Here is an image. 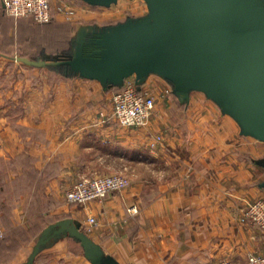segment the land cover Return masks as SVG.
I'll list each match as a JSON object with an SVG mask.
<instances>
[{
  "label": "crops",
  "instance_id": "0c3cea01",
  "mask_svg": "<svg viewBox=\"0 0 264 264\" xmlns=\"http://www.w3.org/2000/svg\"><path fill=\"white\" fill-rule=\"evenodd\" d=\"M0 4L5 10L3 0ZM80 35L72 33L69 48L45 49V55L29 60L73 53ZM56 80L63 89L45 92V107H0V224L10 229L0 241L6 245H0V261L93 264L83 241L70 232L41 245L31 261L44 230L62 219L74 221L119 264H216L224 258L243 264L264 245V231L241 220L247 202L264 197L258 182L264 168L232 116L194 93L188 106L173 94L164 106L158 100L147 127H122L110 118L112 107L71 106L79 96L103 98L107 90L101 82ZM158 80L165 79L155 75L148 82ZM74 85L80 91L75 93ZM155 135L161 139L151 151L148 141ZM117 169L130 179L127 189L80 208L67 206L73 183ZM151 169L152 178L146 173ZM90 217L98 224L88 230ZM15 229H25V239L12 241Z\"/></svg>",
  "mask_w": 264,
  "mask_h": 264
},
{
  "label": "water",
  "instance_id": "95a60500",
  "mask_svg": "<svg viewBox=\"0 0 264 264\" xmlns=\"http://www.w3.org/2000/svg\"><path fill=\"white\" fill-rule=\"evenodd\" d=\"M83 1L109 6L118 0ZM148 1L150 16L109 28L93 54H85L76 39L72 54L22 60L69 69L108 87H122L135 75L141 89L155 73L171 83L182 104L192 91H202L238 122L243 135L264 141V0ZM256 163L264 168V157ZM67 232L83 241L93 264H119L66 219L44 230L31 261L41 245Z\"/></svg>",
  "mask_w": 264,
  "mask_h": 264
},
{
  "label": "rangeland",
  "instance_id": "374dc122",
  "mask_svg": "<svg viewBox=\"0 0 264 264\" xmlns=\"http://www.w3.org/2000/svg\"><path fill=\"white\" fill-rule=\"evenodd\" d=\"M52 1L55 8L65 5L67 9L73 12L69 14L65 13L66 10H64L63 14L55 16L52 21L48 23H39L31 18L7 16L8 14L4 12L5 10L0 4V93H11L14 95L12 98L3 96V98L0 99V107H45V92L52 94L58 93L63 89V85H60L62 83H58L56 80L57 76H64L67 81H71L72 83L73 81H77V77L78 79L81 77L79 74H75L71 70L65 68H62L63 71L57 69L54 73L53 70L50 71L45 67L27 64L22 60L23 58H39L45 55L42 53L45 49L51 53H55L69 48V39L72 33L78 32L82 36L84 53L93 54L101 49L100 38L106 30L116 25L125 24L131 20L150 16L152 13V6L148 0H118L109 6H95L83 0ZM70 54H72V52ZM155 75L159 76L155 73L149 74L142 86L150 88V91L157 95L158 100H161L164 106L163 103L166 101L165 97H167L166 91L169 87H171L173 91V86L166 79L163 81L158 80V82H153V84L149 83L148 79ZM131 77L136 80L135 75ZM71 85H67L65 89L68 90ZM77 86L74 85L75 89L73 87L75 93L80 91ZM116 87L118 86H103V89L107 90L106 95L96 101L87 95L79 96L80 98L77 101L74 100V103L70 100V103H72L71 106L111 108L112 96ZM193 93L209 101L212 105L218 106V104L209 99L204 92L194 90L191 94ZM41 95H43V99H41ZM78 95H80V93ZM67 96L72 98L77 97L71 93H67ZM188 105L189 104H187V106ZM148 136L150 135L147 134V137ZM248 137L251 138L252 144L255 145L257 149V160L264 157V141L252 136ZM160 139V136H158L157 139H148L150 143L149 149L151 151L155 148L154 145L156 140ZM165 172L168 175L170 171L167 169ZM115 173L123 174L127 177V175L119 169L99 171L90 174L88 177ZM146 173H149L151 178L152 175H154L152 169ZM261 174L262 173H259L258 178L259 186L264 182V175L260 177ZM150 180L151 183L154 182L152 179ZM259 198L264 197L261 195L257 196L255 199L248 201L246 207ZM66 204L69 208H80L82 206L71 204L67 199ZM2 228L5 234L4 237L0 239L1 242L7 240L6 235L8 230L10 232V229L7 227L4 228L2 226ZM259 228L264 231L263 228ZM34 230L36 229H30V232L32 233ZM24 231L25 229H15L14 232H11L12 238L14 239L12 241L16 243L25 239L26 235ZM0 245L1 248H6V245L3 243ZM6 250L10 249L7 248ZM254 253L264 255V245L259 244L258 252ZM6 256L9 255L7 254ZM0 264H9V260L3 259L0 261Z\"/></svg>",
  "mask_w": 264,
  "mask_h": 264
},
{
  "label": "built area",
  "instance_id": "2783aa9c",
  "mask_svg": "<svg viewBox=\"0 0 264 264\" xmlns=\"http://www.w3.org/2000/svg\"><path fill=\"white\" fill-rule=\"evenodd\" d=\"M6 13L12 17H32L39 23H48L55 16L73 11L65 5L57 8L52 0H3ZM173 95L172 88L166 91V96ZM158 103V97L150 91V88L142 86L138 89L136 80L129 77L122 87L115 90L112 96L111 119L117 124L128 128H140L148 126L153 117ZM130 180L123 174H108L84 177L72 184L66 191V199L71 204L83 205L94 200H102L109 195L121 192L130 186ZM139 210L131 207L132 214ZM241 220L252 223L264 229V198L251 202L243 211ZM98 224L95 217H90L87 228L91 230ZM5 232L0 224V239ZM216 264H238L232 259L224 258ZM243 264H264V255L249 253Z\"/></svg>",
  "mask_w": 264,
  "mask_h": 264
},
{
  "label": "trees",
  "instance_id": "16d2710c",
  "mask_svg": "<svg viewBox=\"0 0 264 264\" xmlns=\"http://www.w3.org/2000/svg\"><path fill=\"white\" fill-rule=\"evenodd\" d=\"M30 18L33 19L32 17H30ZM33 20H34V19H33ZM57 69H60L61 71H63L62 68H57ZM113 88H114V87H113ZM117 88H119V87H116V89H117ZM3 237H4V236H3ZM3 237H2V238H3ZM2 238H1V239H2Z\"/></svg>",
  "mask_w": 264,
  "mask_h": 264
}]
</instances>
